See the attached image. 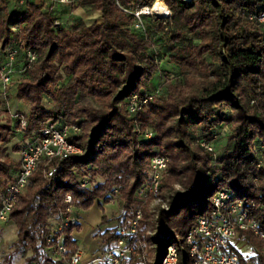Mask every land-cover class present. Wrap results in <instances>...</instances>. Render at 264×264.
Segmentation results:
<instances>
[{
    "label": "trees",
    "instance_id": "1",
    "mask_svg": "<svg viewBox=\"0 0 264 264\" xmlns=\"http://www.w3.org/2000/svg\"><path fill=\"white\" fill-rule=\"evenodd\" d=\"M157 1L170 8L173 16L166 24L158 20L154 30H147V38L137 34L136 17L118 6L141 12L152 9ZM164 1L78 0L70 7L100 12L102 23L87 26L77 20L67 28L54 8L29 5L26 11L11 14L6 1L0 0L1 52L5 55L7 48L17 46L37 54L17 87L19 100L30 111L17 113L14 125L0 122V146L11 143L14 131L22 132L20 117H24L26 140L53 120L76 128L68 141L83 150L82 155L61 162L51 183L44 176L43 164L32 176L10 214L17 240L1 264H15L17 258H25L27 264H65L57 260L54 248L62 239L68 256L74 255L82 228L55 230L53 221L61 223L63 215H73L68 208L88 212L96 202H108L116 189L124 213L116 219L103 217L100 226L108 228L98 231L100 248L116 245L119 229H130L141 204L138 236L143 244L159 245L157 264L169 247L176 248L178 264H193L186 236L200 218H210L213 199L224 189L235 193V200L243 203L264 232V165L249 152L254 142L264 145V46L260 45L264 30L250 20L264 10V0ZM154 32L166 39L170 64L178 68L183 80L168 81L167 96L153 98L145 90L160 69V61L150 52L154 43L149 35ZM64 76L70 80L58 88ZM135 95L153 99L132 118L129 101ZM45 97L55 104L53 110L44 108ZM135 123L155 133L136 153ZM222 124L230 126L231 134L225 153L214 163L195 140L212 142L215 129ZM157 155L169 161L162 196L174 191L176 184L182 191L170 196L171 209L161 212L159 235L151 238L146 235L152 224L151 199L143 201L140 192L150 182L151 162ZM19 169L20 160L0 162V206L6 186ZM84 181L89 186L82 187ZM240 236L254 253L244 255L233 248L240 264H264L260 237L250 230L241 231ZM139 261L132 256L125 264Z\"/></svg>",
    "mask_w": 264,
    "mask_h": 264
},
{
    "label": "built area",
    "instance_id": "2",
    "mask_svg": "<svg viewBox=\"0 0 264 264\" xmlns=\"http://www.w3.org/2000/svg\"><path fill=\"white\" fill-rule=\"evenodd\" d=\"M27 0H18L19 4L25 5ZM78 0H54L55 5L72 6ZM183 2V1H182ZM187 2V1H184ZM118 3V0H117ZM121 10L136 17L135 28L141 36H147L146 27L142 21V16L146 15L144 10L141 12H129ZM250 20L257 22L264 29V10L258 15L250 16ZM2 41L0 40V52ZM25 61L22 73L25 72L37 60V54L23 50L17 46L7 48L5 52V62L0 65V80L5 90L12 84L15 74V63L23 55ZM152 97L135 95L129 101V113L136 116ZM19 116L15 115V118ZM22 133L27 131V121L20 117ZM76 128L54 121L47 122L43 129L32 138L27 140L26 145L19 153L20 169L13 175L12 181L5 188L4 196L0 206V225L7 223L10 214L19 202L20 196L27 189L32 176L39 171L43 164L46 180L51 183L54 181L61 169V162L71 156L81 155L82 149L69 143L68 137L71 131ZM56 162L54 165L53 163ZM168 159L165 156L157 155L151 162L150 182L145 185L140 196L143 201L158 199L161 194V183L164 176L168 173ZM87 182L83 183L85 187ZM214 209L210 218H200L197 224L189 231L186 242L189 246V255L193 264H240V259L233 252L234 241L241 239V231L250 230L260 237L264 245V232L261 231L259 223L251 217L245 210L242 202L235 200V193L229 190H221L214 199ZM67 203L72 202L71 197H67ZM67 212L72 213V208ZM143 212L137 210L134 219L130 223V229H119V240L114 246H107L89 252L83 247H78L76 253L68 256V249L63 240H58L55 246L57 260L65 264H125L132 256H143L144 245L138 236L140 221ZM81 225L78 218L73 215H63L59 230L68 226ZM130 237V239H128ZM51 242V241H50ZM137 247L141 251L137 250ZM179 257L175 247H169L161 264H178Z\"/></svg>",
    "mask_w": 264,
    "mask_h": 264
},
{
    "label": "rangeland",
    "instance_id": "3",
    "mask_svg": "<svg viewBox=\"0 0 264 264\" xmlns=\"http://www.w3.org/2000/svg\"><path fill=\"white\" fill-rule=\"evenodd\" d=\"M185 1H187V0H185ZM191 1L192 0H188L187 2H191ZM183 2H184V0H183ZM71 10H72L71 7H67V8L62 7V8H59V10H57V9L55 10L56 11L55 15L63 27L69 28L74 23V21H77V20H75L74 16H70ZM144 11H145V9H144ZM170 15H171V13H170ZM172 16H173V14L171 15L170 18L164 19V18L159 17L158 15H153V14L147 15L146 14L145 18L142 17V21L146 27V30H149V29L154 30L155 24L157 23L158 20H160L166 24L167 22L171 21ZM135 30H136V28H135ZM167 30L168 29L165 28V31H167ZM136 31H137V34L141 35V33L138 30H136ZM147 36H148V34H147ZM147 36L144 38H147ZM149 38L154 43V47L150 50V52L152 55H154L160 61V69L153 76V79L150 82L148 88L145 90V93L153 95V98L156 96L157 97L167 96L168 91L166 88V83L168 81H172V83L175 84L177 81H182L183 76L180 74L178 68H176L174 65L170 64L169 53L167 52V47H168L167 45L168 44H167L166 39H164L162 35L155 33V32L153 34H150ZM260 45L264 46V38L261 40ZM167 53H168V55H167L168 57H166ZM20 60H21L20 63H22L21 69H23L24 60H25L24 55L20 56ZM69 80H70L69 76H64L63 80L58 84V88L65 86L69 82ZM19 83H18V85H19ZM43 105L47 111H51L55 107V104L52 102V100L49 97H45ZM29 111L30 110L27 106H23V107H21V111L19 113L22 115H28ZM225 112L230 114L229 110H227ZM134 117L135 116L132 115V118H134ZM8 121L9 120L7 118L5 120V122H8ZM134 126H135L134 132L138 136V141H139L138 144L134 147V152L136 153V152L142 150L146 146L147 142H150L151 140H153L155 138V133L153 131H151L150 129H145V130L142 129L139 126V124H137V123H135ZM230 134H231L230 126L228 124H222L215 129V131H214L215 138L212 142L206 143L203 140L202 141L197 140L198 139L197 138L195 140V143H199L201 145V147L213 157L214 163H216V160L219 159L225 153L227 141H228ZM26 143H27V140L25 139L24 134L18 130L14 131V137H13L11 143H9L8 145H6L4 147L0 146V147H2L0 149V162H3V161L19 162V160H20L19 152H16V149L17 148H19V149L23 148L26 145ZM156 151L159 152L158 149H156ZM249 152L254 157H257L259 159L261 158L262 160L260 159L259 163L261 165H264V160L262 158L264 156V154H263L264 153V145L262 142H258V141L254 142L251 146H249ZM82 154H83V152H82ZM168 175H169V165H168V173L164 176V178H166ZM216 179H218V178H216ZM85 182H87V185L85 187L89 186V182L84 181L83 183H85ZM82 184H81V186H82ZM175 191H182V187L179 184H176L174 191L167 192L164 196H162V193H161L160 197L158 199H151V201H150L151 203L149 204L148 210H149V214L152 215V224L150 226H148V228L146 230L147 236L153 238V237H156V235H159V230H160L159 218H160L161 212L162 211H166V212L170 211V209H171L170 202H169L170 196L173 195ZM1 195H2V192H0V196ZM120 195H121L120 192L118 191V189H116L114 193L109 195V201L108 202H106L105 200H102L100 202L99 201L96 202L95 205H97V204L104 205L106 203L112 205L111 207L106 206L105 208H106V210L110 209L108 211L109 218L116 219L119 216L123 215V213H124L123 209H122V202H121V196ZM141 206H142L141 204H140V207L137 206L136 212L139 209L143 212ZM90 212H91V209L87 212V214H89ZM72 213L75 216L78 213L85 214L86 212L77 211L75 209H72ZM12 225H13V223L11 221L6 223L7 244H1V242H0V247H1L0 248V262L2 260H4V258L7 254H10V250H11L10 245H13L12 242H14V240L16 239V232L12 228ZM53 225H54L55 230H58L60 227V221L59 220L53 221ZM186 232L187 231L185 230L184 234H186ZM96 233H97V231L93 230L91 232V234H89V236L87 237L88 243L91 244V247L88 250L89 252H94L97 249H100V247L102 245L101 241L97 240ZM169 233L174 234V232L172 230L169 231ZM184 234L183 233L180 234V236H179L180 239L184 237ZM143 245H144L143 256H139V255L136 256V257H138V259H140L139 264H157V260L159 257L158 253L160 250L159 245L154 244V243L143 244ZM233 245L235 246V248L239 252H241L244 255L254 254L252 252V249L241 239L240 240L236 239L234 241ZM16 260L18 261V264H27L25 258H17Z\"/></svg>",
    "mask_w": 264,
    "mask_h": 264
},
{
    "label": "crops",
    "instance_id": "4",
    "mask_svg": "<svg viewBox=\"0 0 264 264\" xmlns=\"http://www.w3.org/2000/svg\"><path fill=\"white\" fill-rule=\"evenodd\" d=\"M5 1L7 3V10L11 14L22 13L26 11L29 5L39 6L44 10L51 8H54V10L56 9L59 10V8L62 7L65 8L70 7V6L55 5L54 0H27L25 5L19 4L18 0H5ZM70 16H74L75 20L83 21L87 26H91L95 23H99V24L102 23L100 12H92L84 8H72L70 12ZM5 60H6L5 55L2 52H0V65L3 64ZM20 62L21 60L19 57L15 63V74L13 77V82L6 90L0 80V122L2 124H4L5 120L8 118L10 124L14 125L15 123L14 116L21 111V107L26 106L22 101L19 100L18 92H17L18 83L22 79V69H21L22 63ZM106 206L111 207L112 205L97 204L91 208V212L89 214H87L86 212L85 214L78 213L77 215H75V217L79 219L80 224L82 225L81 226L82 232L80 234H77L76 236L79 247H83L84 249L89 250L91 244L88 243L87 237L89 236V234H91L93 230L97 231L96 233L97 240H100L102 244V240L98 235V231L99 229L106 230L108 228V226L101 228L100 225L102 219L104 216L108 217V219H113V218H109L108 211L110 209L106 210L105 208ZM12 228L16 232V239L14 240V242H12L14 244L17 240V231L14 225H12ZM6 234H7L6 223H4L0 225L1 244H7ZM11 246L12 245H10V247ZM3 261L4 260H2L0 263H3ZM15 264H18V261L15 262Z\"/></svg>",
    "mask_w": 264,
    "mask_h": 264
},
{
    "label": "bare ground",
    "instance_id": "5",
    "mask_svg": "<svg viewBox=\"0 0 264 264\" xmlns=\"http://www.w3.org/2000/svg\"><path fill=\"white\" fill-rule=\"evenodd\" d=\"M185 1V0H184ZM188 1V0H187ZM163 2L165 3V1L163 0ZM166 5V4H165ZM145 14H153V15H158L161 18L164 19H168L171 17L169 9H167L166 7H164L160 1H157V3L154 5V7L152 9H147L144 11Z\"/></svg>",
    "mask_w": 264,
    "mask_h": 264
},
{
    "label": "water",
    "instance_id": "6",
    "mask_svg": "<svg viewBox=\"0 0 264 264\" xmlns=\"http://www.w3.org/2000/svg\"><path fill=\"white\" fill-rule=\"evenodd\" d=\"M147 9H149V8H147ZM146 10V9H145Z\"/></svg>",
    "mask_w": 264,
    "mask_h": 264
}]
</instances>
